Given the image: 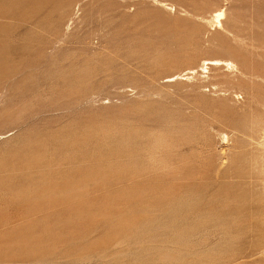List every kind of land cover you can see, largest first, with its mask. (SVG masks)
I'll use <instances>...</instances> for the list:
<instances>
[{"label": "rangeland", "instance_id": "obj_1", "mask_svg": "<svg viewBox=\"0 0 264 264\" xmlns=\"http://www.w3.org/2000/svg\"><path fill=\"white\" fill-rule=\"evenodd\" d=\"M263 45L264 0H0V264H264Z\"/></svg>", "mask_w": 264, "mask_h": 264}, {"label": "bare ground", "instance_id": "obj_2", "mask_svg": "<svg viewBox=\"0 0 264 264\" xmlns=\"http://www.w3.org/2000/svg\"><path fill=\"white\" fill-rule=\"evenodd\" d=\"M172 5V4H171ZM168 6V5H167ZM169 7H171V6H169ZM173 7V6H172ZM226 9V8H225ZM172 10H174V9H172ZM214 10H216V8L214 9ZM213 10V11H214ZM213 14V19L215 20V23H216V25L217 26H219V28H221L222 26H223V21L226 19V12H225V10L224 9H217L216 11H214V13H212ZM212 17V16H211ZM253 25V24H252ZM252 29H253V27H252ZM249 31H250V29H249ZM261 42H262V40H261ZM252 45L253 46H255V47H257L258 49H261V48H259V46L261 45L260 43H257L256 41H255V39L254 38H252ZM262 47H264V45L262 46ZM256 49V48H255ZM211 67H218V69H222V67H225V68H227L229 71H231V72H233V73H235V72H237V71H239V69H240V67H239V69H238V66L234 63V62H232V61H230V60H228V61H221V60H212V59H205L203 62H202V65H201V71H203V73L204 74H208L209 73V71H210V69H211ZM224 68V69H225ZM217 69V70H218ZM246 70V69H245ZM196 71L197 70H193V69H191V70H189V71H187L186 73H184V74H178L177 76H174V77H171V78H168V80H170V81H176V80H178V79H183L184 77L186 78V79H193L194 78V76H190V75H195L196 74ZM218 71H220V70H218ZM250 71V70H249ZM232 73V74H233ZM239 73V72H238ZM244 73V72H243ZM245 73H246V71H245ZM251 73V72H250ZM228 75V74H227ZM251 75H253V76H255V77H257L258 79H261V81H264V76L263 75H257V74H251ZM204 76V75H203ZM226 76V75H225ZM224 76V77H225ZM203 79V78H202ZM184 80V79H183ZM246 85V84H245ZM250 88V87H249ZM253 90H255V89H253ZM252 90V91H253ZM250 91H251V89H250ZM253 94H254V92H253ZM252 95V94H251ZM256 95V94H255ZM258 95V94H257ZM252 98H253V96H252ZM257 98V97H256ZM255 98V100H257ZM258 98H259V95H258ZM263 98V97H262ZM254 100V99H253ZM255 100H254V102H255ZM260 100H261V98H260ZM263 100H264V98H263ZM259 103V101L257 102V104ZM256 104V105H257ZM262 105V104H261ZM258 108V107H257ZM259 109V108H258ZM264 109V108H263ZM263 112V111H262ZM255 113V112H254ZM253 114V113H252ZM264 114V113H263ZM251 115V114H250ZM249 115V116H250ZM246 117V116H245ZM244 117V118H245ZM256 117V116H255ZM250 118V117H249ZM254 118V117H253ZM252 118V119H253ZM256 118H259V117H256ZM262 118H264V117H262ZM251 119V121L253 122V120ZM242 120V119H241ZM256 120V119H255ZM258 120H261V119H258ZM242 122V121H241ZM245 122H246V120H245ZM258 122V121H257ZM248 123V122H247ZM259 123V122H258ZM239 124V123H238ZM243 124H245V123H243ZM249 124V123H248ZM242 126V125H241ZM246 126V125H245ZM244 126V127H245ZM249 126V125H248ZM251 127V126H250ZM245 128H248L247 126L245 127ZM253 128H256L257 129V131L258 132H260V131H262V130H264V119H263V121H262V123H259V126L257 125V126H255L254 127V125H253V127H251V130L253 129ZM251 130H250V132H251ZM249 132V133H250ZM248 133V132H247ZM253 133H254V131H253ZM263 133H264V131H263ZM243 134H244V132H243ZM252 134V133H251ZM251 134H247V135H249L251 138L249 139L248 138V141L249 140H251V139H253V140H259L262 136H263V139L261 138V140L262 141H258L259 143H258V145L255 143V145H256V147L258 148V146L260 147V151H261V159L260 160H258L260 157H258V159H256L255 158V160L257 161L258 160V163H260L261 165H262V167H263V171H262V174H264L263 172H264V134L261 136V134L260 133H258L259 135H256V134H254V136L256 135V137H254L253 136V134H252V136H251ZM246 135V134H245ZM230 136V135H229ZM229 136H227V135H224V137H223V140L225 141V143H228L229 142ZM258 136V137H257ZM248 137V136H247ZM260 137V138H259ZM259 138V139H258ZM254 142V141H253ZM249 144V143H248ZM251 146H252V144H251ZM255 146H253V148H254ZM255 149V148H254ZM256 150V149H255ZM253 151V150H252ZM256 152V151H255ZM258 152V151H257ZM253 152H251L250 154H252ZM259 153V152H258ZM257 153V154H258ZM250 154H248V155H250ZM255 154V153H254ZM254 154H252V156L251 157H257L256 156V154H255V156H253ZM247 155V156H248ZM259 156H260V154H258ZM250 157V158H251ZM245 158V157H244ZM249 158V159H250ZM248 159V160H249ZM247 160V158H245V161ZM250 160H252L253 162H252V164L253 163H255V165H256V163L257 162H254V160L251 158ZM239 163H240V161H239ZM242 163H244V162H241V165H242ZM245 163H248V161L247 162H245ZM250 163V165H252L251 164V162H249ZM248 163V164H249ZM247 165V164H246ZM245 165V166H246ZM259 165V164H258ZM244 166V165H243ZM244 166V167H245ZM247 167H249V166H247ZM253 166H251L250 168H252ZM255 167V166H254ZM254 167H253V169H254ZM258 168V167H257ZM256 168V169H257ZM260 169H259V171H258V173L259 172H261L260 170H262L261 169V167H259ZM256 169H255V171H256ZM249 170V169H248ZM251 171H252V169H250ZM250 171V172H251ZM254 171V170H253ZM253 171H252V173H253ZM255 173V172H254ZM258 173H257V175L256 176H260V173H259V175H258ZM261 174V175H262ZM248 175H250V174H248ZM252 176V175H251ZM249 177L250 179L252 178V177ZM247 177V178H248ZM254 177H255V174H254ZM260 177H258V179H259ZM262 178L264 179V176H262ZM257 179V178H256ZM255 179V180H256ZM260 180V179H259ZM261 181V180H260ZM264 180H262V182H263ZM253 182V181H252ZM250 183V182H249ZM257 183V182H256ZM264 183V182H263ZM251 185H252V183H251ZM263 185V184H262ZM253 186H254V184H253ZM262 190V189H261ZM261 192V191H260ZM262 195H263V193H262ZM262 198V197H261ZM264 199V198H263ZM263 201V200H262ZM261 203V202H260ZM262 222H263V220H262ZM259 224H261V223H259ZM263 225V224H262ZM261 249H264V244L262 245V247H261ZM257 253V252H256ZM262 253V252H261ZM254 254V253H253ZM259 254V253H258ZM255 255V254H254Z\"/></svg>", "mask_w": 264, "mask_h": 264}]
</instances>
